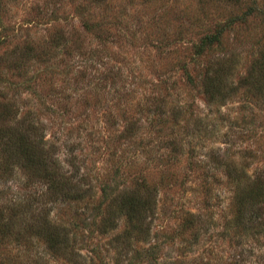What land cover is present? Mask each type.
<instances>
[{
  "label": "rangeland",
  "instance_id": "rangeland-1",
  "mask_svg": "<svg viewBox=\"0 0 264 264\" xmlns=\"http://www.w3.org/2000/svg\"><path fill=\"white\" fill-rule=\"evenodd\" d=\"M4 107L0 211L46 213L75 248L66 260L11 231L0 263L264 264V232L242 230L264 205L238 224L234 179L264 181V0H0ZM21 131L80 200L51 196ZM104 190L151 199L139 231L117 205L97 225Z\"/></svg>",
  "mask_w": 264,
  "mask_h": 264
},
{
  "label": "trees",
  "instance_id": "trees-1",
  "mask_svg": "<svg viewBox=\"0 0 264 264\" xmlns=\"http://www.w3.org/2000/svg\"><path fill=\"white\" fill-rule=\"evenodd\" d=\"M218 36L214 35L211 38L206 39V44L208 46H211L213 44H217ZM214 87L217 90H221V86L214 85ZM6 110L5 107L0 109L1 113L4 114H10L12 111H4ZM31 127H33L31 125ZM33 131V128H32ZM32 131H21L22 139L19 140L20 144L22 145V148L24 152L26 153V159L27 163L30 165H39L42 167V169L45 171L43 173V176L47 180L48 187L51 190L50 194L54 198H58L59 195H61L62 199H65L66 201L71 200H80L83 197V193H79L77 191V183L73 180L75 177V174L72 175H66L65 173L58 172L57 169L53 167V162L55 161L51 158L50 154L46 152L44 149L38 148L36 151H31L29 146H27V136L32 133ZM0 136H2L0 134ZM26 145V147H25ZM52 164V165H51ZM227 168V167H226ZM231 168H229L227 171H229ZM230 173V172H229ZM231 175V173H230ZM234 179H236V186L238 189L237 195V217L236 221L238 224L241 225V222H244L246 219V204L251 199L252 200V206H258V205H264V181H258L255 182L249 189H243L242 185V178L240 175L234 176ZM112 191V190H111ZM77 193V194H76ZM112 195V192H107V190H104L103 193V201L107 202L110 200L109 205V211L111 215L109 217H104L102 215V222H99L97 224L98 226H102L103 228L112 227L116 224V221L114 217H112L115 214V211L117 210L115 208V205H117L118 209L120 211H126L128 215V221L130 224L134 225V227H137V230L139 231L141 229V223L144 221V216L141 212L146 211L145 208L148 207V209L151 208V199H143L140 198L139 195H131L128 196L127 194L120 192L119 194H116L118 196H109ZM112 197V198H111ZM144 203L147 204L144 207ZM250 203L248 204V206ZM27 207H30V205H26ZM144 207V208H143ZM100 208V206H98ZM0 237H3L7 235V232L16 231L14 235H18V240L26 241L24 242V245L28 246L27 241L31 239V236L34 235L38 239H40L46 246L47 249L52 253L54 256H60L67 259L69 258L70 250H74L75 244L70 243V237L69 233L66 232L64 223H52L50 222L47 217L46 213L41 216V214H33L31 218L24 220L21 224H16L14 219H12L11 214L8 216V219L5 218L6 215L3 213V211H0ZM205 220V219H202ZM188 222L190 224L195 223V218L193 215L190 219H188ZM208 222V220H206ZM76 226H79L78 223L74 222ZM204 223V222H203ZM92 224H95L94 222ZM243 224V223H242ZM245 227L242 230H254V233H261L264 232V216L260 219L259 216H250V218L244 222ZM17 237V236H16ZM75 241V240H74ZM27 249V248H26ZM74 254V252H73ZM151 253L148 255L150 256ZM76 261H73V264H75ZM4 264V263H0Z\"/></svg>",
  "mask_w": 264,
  "mask_h": 264
}]
</instances>
